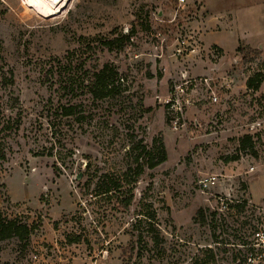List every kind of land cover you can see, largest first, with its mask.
Wrapping results in <instances>:
<instances>
[{
  "label": "rangeland",
  "instance_id": "374dc122",
  "mask_svg": "<svg viewBox=\"0 0 264 264\" xmlns=\"http://www.w3.org/2000/svg\"><path fill=\"white\" fill-rule=\"evenodd\" d=\"M209 4L231 13V35L247 39L238 46L258 50L250 45L264 40V0ZM176 7L65 0L44 18L23 0H0V219L30 228L0 240V264H264V82L257 91L246 84L264 74V56L232 55L228 46L213 78L199 69L217 62L215 53L170 58L180 28L202 39L209 16L205 0H188L178 24L169 23ZM131 29L121 50L105 49V39ZM165 63L171 72L162 79ZM104 65L119 90L96 100L89 85ZM182 69L195 82L184 87L185 127L174 130L160 99ZM243 135L256 155L233 161ZM154 139L166 161L102 193L99 179H122Z\"/></svg>",
  "mask_w": 264,
  "mask_h": 264
},
{
  "label": "trees",
  "instance_id": "16d2710c",
  "mask_svg": "<svg viewBox=\"0 0 264 264\" xmlns=\"http://www.w3.org/2000/svg\"><path fill=\"white\" fill-rule=\"evenodd\" d=\"M114 34V33H113ZM133 35V29L130 30L128 34H120L116 38H108L103 41V46L107 51L121 50L124 47L125 42ZM238 53H241L243 56H246L250 53L261 54L259 50H253L249 47L238 46L236 49ZM116 76L115 71L109 68L108 65H104L102 68L98 69L93 73L90 85L89 92L92 97L96 100H101L103 98L111 96L115 91L119 90V87L115 86L112 81V78ZM124 82L123 78H119ZM264 82V74L262 72L256 73L253 78L247 80V88L257 91L259 86ZM62 115L64 117H70L74 115L72 107H63ZM139 153L133 159L134 167L129 164L126 171L123 173L122 179L116 178L113 180L103 176L100 178L99 183L102 185V193H110L114 189H120L125 178L132 176L133 181L139 177L145 168L149 170H154L159 165L163 164L167 159V154L165 146L162 140H153V146L148 148L146 145H141L138 147ZM132 152V151H130ZM239 154H246L255 156V145L253 137L251 135H243L237 139V155L232 157L231 160L236 161L240 159ZM2 157V155H1ZM3 158V157H2ZM144 161V162H143ZM143 162V163H142ZM107 178V179H106ZM106 179V181H104ZM103 181V182H102ZM129 195L122 200L123 207L128 209L132 200L133 194L129 191ZM201 215V211H198V215ZM202 217V216H201ZM154 214L147 216V220H153ZM30 228L27 225L16 224L13 220H1L0 219V240L11 238V237H23L28 236ZM259 260V259H258Z\"/></svg>",
  "mask_w": 264,
  "mask_h": 264
},
{
  "label": "built area",
  "instance_id": "2783aa9c",
  "mask_svg": "<svg viewBox=\"0 0 264 264\" xmlns=\"http://www.w3.org/2000/svg\"><path fill=\"white\" fill-rule=\"evenodd\" d=\"M188 0H176L177 7L175 8L172 16L169 20V23L178 24L180 10L185 9ZM178 33L174 35L173 43L170 44L171 53L170 58H180V57H189V56H197L204 52L203 45L201 44V39L199 38V32L194 33L188 29L180 28ZM151 30V29H150ZM149 30V32H150ZM148 32V31H147ZM145 32V33H147ZM148 34V33H147ZM198 35V36H197ZM156 38H160L161 48L163 46L167 47V41L169 39L166 37H162L160 34L155 33ZM208 54H214V51L208 50L206 51ZM162 55L159 56L161 58ZM137 56L133 57V62H136ZM161 70L164 72L167 71V66L164 65L161 67ZM195 82V79L190 78V75L186 72V69L179 71L176 76L170 77L171 83V91L170 93L163 99H160V102L164 106L166 110V115L168 119V123L170 127L174 130H178L185 127V108L190 104L189 99L185 97L184 87L191 84V82ZM203 81L208 84V78H203ZM121 82H123L121 80ZM210 84V83H209ZM210 87V86H209ZM216 96L212 97V101L216 102ZM215 181L214 177L203 179L200 181L201 186H206L208 184H213ZM251 260V259H249Z\"/></svg>",
  "mask_w": 264,
  "mask_h": 264
},
{
  "label": "crops",
  "instance_id": "0c3cea01",
  "mask_svg": "<svg viewBox=\"0 0 264 264\" xmlns=\"http://www.w3.org/2000/svg\"><path fill=\"white\" fill-rule=\"evenodd\" d=\"M222 2L228 1V0H221ZM224 7H220L218 5V9L213 10L210 7L209 0H205V9L209 13V16H206L205 24L204 26V32L201 35L202 39V45L204 50H214L215 55H217L218 61L213 63H210L209 65H206L203 63L201 68L199 69L201 72H203L204 75H215V72L219 71V67L222 63H220L223 59H226L229 55L227 52L228 46H232L234 51L232 52V55L235 53L238 44L246 43L247 39H235L233 35L230 33V23L231 20V13L227 9H223ZM237 42V46H236ZM247 44V43H246ZM249 45V44H248ZM251 47H256L262 56H264V40L263 43H258L257 40H255V44H251ZM259 46V47H258ZM167 66V71L162 73L163 77L162 79H165L166 76H170L171 69L169 68V63H165ZM207 67H206V66ZM206 68V69H205ZM184 70V69H182ZM181 71V70H179ZM186 72L190 75L193 71L186 69ZM179 73V72H178ZM202 74V73H201ZM177 75V74H176Z\"/></svg>",
  "mask_w": 264,
  "mask_h": 264
},
{
  "label": "bare ground",
  "instance_id": "6f19581e",
  "mask_svg": "<svg viewBox=\"0 0 264 264\" xmlns=\"http://www.w3.org/2000/svg\"><path fill=\"white\" fill-rule=\"evenodd\" d=\"M28 7L36 12L39 16L48 18L61 9L65 5V0H23ZM58 14V13H57Z\"/></svg>",
  "mask_w": 264,
  "mask_h": 264
},
{
  "label": "water",
  "instance_id": "95a60500",
  "mask_svg": "<svg viewBox=\"0 0 264 264\" xmlns=\"http://www.w3.org/2000/svg\"><path fill=\"white\" fill-rule=\"evenodd\" d=\"M80 178V176L78 177V179Z\"/></svg>",
  "mask_w": 264,
  "mask_h": 264
}]
</instances>
